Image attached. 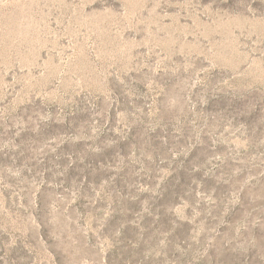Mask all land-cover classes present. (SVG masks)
Listing matches in <instances>:
<instances>
[{"label":"rangeland","instance_id":"obj_1","mask_svg":"<svg viewBox=\"0 0 264 264\" xmlns=\"http://www.w3.org/2000/svg\"><path fill=\"white\" fill-rule=\"evenodd\" d=\"M0 264H264V0H0Z\"/></svg>","mask_w":264,"mask_h":264}]
</instances>
